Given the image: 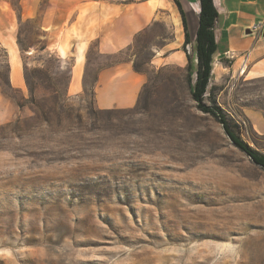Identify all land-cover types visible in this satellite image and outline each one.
I'll return each mask as SVG.
<instances>
[{"label": "rangeland", "instance_id": "374dc122", "mask_svg": "<svg viewBox=\"0 0 264 264\" xmlns=\"http://www.w3.org/2000/svg\"><path fill=\"white\" fill-rule=\"evenodd\" d=\"M58 5L0 0V264H264V169L197 109L187 67L151 63L161 29L123 56H92L91 77L134 54L148 77L134 108L100 110L90 93L68 94L71 64L41 50ZM5 54L22 89L4 83ZM44 60L52 76L31 78L34 106L25 71ZM241 64L215 60L212 86L264 154V76Z\"/></svg>", "mask_w": 264, "mask_h": 264}, {"label": "crops", "instance_id": "0c3cea01", "mask_svg": "<svg viewBox=\"0 0 264 264\" xmlns=\"http://www.w3.org/2000/svg\"><path fill=\"white\" fill-rule=\"evenodd\" d=\"M59 2L60 5L45 12L47 52L57 56L62 68L71 64L68 94L85 95L87 80V90L94 93V104L100 110L134 108L148 77L134 68L135 54L99 67L91 77L94 54L101 58L123 56L132 52L142 37L161 29L162 34L155 36L160 44L152 49V64H157L158 69L186 68L188 56L184 45L187 37L191 57L197 62L195 47L200 0ZM214 5L219 14L214 30L219 46L216 60L231 59L235 65L242 62L244 74L249 78L263 77L264 0H214ZM255 26H262V29H255ZM248 30L253 33L248 34ZM247 63L251 64L248 71ZM11 78L14 88L25 86L18 67L16 74L12 69Z\"/></svg>", "mask_w": 264, "mask_h": 264}, {"label": "trees", "instance_id": "16d2710c", "mask_svg": "<svg viewBox=\"0 0 264 264\" xmlns=\"http://www.w3.org/2000/svg\"><path fill=\"white\" fill-rule=\"evenodd\" d=\"M201 12H200V25L196 37V67L193 65V59L190 54L189 44L190 40L187 37L184 49L188 56L187 65V80L189 83L190 95L192 100L196 103L197 109L205 114H210L215 117L223 125L227 135L232 140L233 144L239 148L241 151L247 154L250 159L258 166L264 169V154L253 149L247 142H245L240 135L236 132L235 127L232 126L227 120L226 114L218 106L216 95L214 92L215 87L212 86L213 70L215 60L218 57L219 46L215 39V27L218 21V11L214 5V0H200ZM19 46L22 50L26 48L18 41ZM42 51H47V47H43ZM51 54L49 53L48 56ZM47 61V59H46ZM44 60L42 67L26 69L25 71V81L27 87L30 91V98L27 100L31 105L38 106V101L36 99V88L33 86L32 77L37 74L43 77H51L52 72L47 66V62ZM58 68L62 67L60 60L58 59ZM3 65L6 69L7 76L4 81L5 85L9 88H13L10 79L11 66L7 55L5 54L3 59ZM137 70V68L135 67ZM69 76L70 70H69ZM69 77V82H70ZM87 80H86V94L94 98V93L91 89L87 90ZM69 85V83H68ZM68 89V87H67ZM91 90V91H90Z\"/></svg>", "mask_w": 264, "mask_h": 264}, {"label": "built area", "instance_id": "2783aa9c", "mask_svg": "<svg viewBox=\"0 0 264 264\" xmlns=\"http://www.w3.org/2000/svg\"><path fill=\"white\" fill-rule=\"evenodd\" d=\"M162 1H167V0H162ZM255 29L261 30L262 29V26H255ZM245 60H247V57L245 58ZM241 73L242 74L244 73V68L243 67L241 69Z\"/></svg>", "mask_w": 264, "mask_h": 264}, {"label": "bare ground", "instance_id": "6f19581e", "mask_svg": "<svg viewBox=\"0 0 264 264\" xmlns=\"http://www.w3.org/2000/svg\"><path fill=\"white\" fill-rule=\"evenodd\" d=\"M11 65H12V69H13L14 73L16 74V72H17V67H16L15 63L12 62Z\"/></svg>", "mask_w": 264, "mask_h": 264}, {"label": "water", "instance_id": "95a60500", "mask_svg": "<svg viewBox=\"0 0 264 264\" xmlns=\"http://www.w3.org/2000/svg\"><path fill=\"white\" fill-rule=\"evenodd\" d=\"M247 33H248V34H252V33H253V31H251V30H248V31H247ZM263 36H264V33H263Z\"/></svg>", "mask_w": 264, "mask_h": 264}]
</instances>
